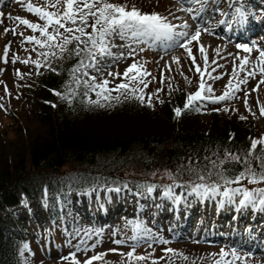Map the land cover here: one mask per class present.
I'll list each match as a JSON object with an SVG mask.
<instances>
[{"label":"rangeland","instance_id":"1","mask_svg":"<svg viewBox=\"0 0 264 264\" xmlns=\"http://www.w3.org/2000/svg\"><path fill=\"white\" fill-rule=\"evenodd\" d=\"M32 2L40 5L44 4V0H32ZM109 2L126 4L129 10L134 5L143 13L156 12L161 16L165 14L167 9V0H109ZM252 2H254V5H259L257 10H251L252 13L255 16L261 13L262 18H264V0H246V3ZM211 5L214 10L218 11L215 14L218 17L230 12L231 15H234L240 7V0H207L204 7L209 9ZM189 7L193 9L191 15L198 14L194 12V5H189ZM221 7L224 8L221 10ZM172 15L170 14L168 17ZM191 15L187 17L186 22L193 27L195 22H199L194 20V15L193 18H190ZM207 15L208 13L202 12L200 18H203L204 26L210 29L212 27L210 24L214 21L209 18L205 22L204 19H207ZM10 16H19L34 23H42L38 17L27 12L18 0H0V21H2L0 22V105H2L0 107V141L2 140L4 143L16 142L18 137L14 128L18 120H21V126L24 129H30L36 124L34 120L29 118L32 117L29 114L31 104L23 97L25 86L34 84L35 77L48 68L50 60H58L70 51L60 53L59 49H54L56 55L49 56L45 61L44 57L37 55V52L47 51V49H39L34 44L24 42V37L33 35L30 29L20 25L17 28V33H23V36L13 35L11 31L5 32V29L16 27V22L9 19ZM171 19L173 20L174 16ZM223 26L227 27L224 21L220 27L224 29ZM87 31L90 32L91 28H88ZM180 31H183V29L176 28V32ZM35 35L39 36V33H35ZM126 37L128 38L123 40L119 37L113 38L115 46L112 47L111 51L114 57L105 56V58L100 59L101 62H98L96 67L81 68L75 73L72 72V69L79 64L81 59L84 60L85 64L91 63V61L85 52H81L80 56H76L71 51L74 62L67 69L68 77L62 85L65 90H61L59 92L61 95H56L55 100L61 99L64 102L61 97L65 96V92H70L69 89L75 92L74 96H78L79 93L81 97L94 99L95 92L85 87L84 81L91 83L90 78L95 77L96 82L108 80L110 82L108 87L115 88L117 84L123 82L124 71L135 62L142 65L150 73V75L144 77L148 82V86L145 88L143 85H139V87L143 89L145 101L149 96L152 97V106L149 107L147 103L141 104L133 98L132 104L137 116L133 119L134 122L131 121V123L134 126L145 128L144 120H150L153 126L148 128L154 131L158 128L162 129L167 123L164 108L160 102L166 98L167 93H179L182 90L181 92L184 94L183 102L185 103L187 94L197 91L201 75L196 71V65H199L205 73L203 78L208 85H211L216 96L223 94L226 90L225 86L230 80L235 86L238 80L245 78V73L239 72L240 60L237 57L242 58L248 54L235 50L237 44H247L242 39L232 40V37H223L232 47L223 48L221 44L217 43V48L214 46L213 49L207 46L206 41L199 44L193 41L190 45L196 58V62L193 64L187 52L178 45L170 49L165 48L164 52L172 51L170 54H158L160 49L151 44V35L138 39L131 38V36ZM201 44L206 51L207 64H205L204 57L199 50ZM223 44L225 45L224 42ZM6 45H10L7 63L2 59ZM70 46H72V49L76 47L75 43ZM34 47L37 48V51H32ZM218 49L222 50L219 55H217ZM170 55L177 56L179 63L174 62V60L170 62L168 59ZM16 56L19 57V60L13 63V58ZM257 56V53H251L252 61H255ZM29 57L33 61L39 60L42 66L37 68L33 63L24 64L21 62ZM234 67L239 73L237 78L233 77ZM248 68L251 70V64L248 65ZM18 72L22 74V78L17 75ZM109 73H119L120 75H109ZM209 74L212 78L209 77ZM215 77L221 78L215 79ZM261 79H264V77L259 73L255 78L249 77L248 82L241 84L240 91L235 92L230 100L218 104L205 101L200 105L201 111L197 112L199 113L196 117L197 122L205 123L212 110L220 109L225 116L246 117L242 120L253 124V138H261L264 131V115H261L260 112L261 106H264V83H260ZM77 80L80 81L79 84ZM258 85V90L253 91V89H257ZM70 94L72 95L71 92ZM245 100H247V107L245 106ZM224 109L228 110L224 111ZM121 120V123L125 121L124 119ZM116 130L124 132L126 129L121 127ZM225 155L223 156L224 159ZM207 157L204 158L207 160ZM213 160L214 155L207 161L212 165L211 161ZM70 169L65 166L60 171L55 172V178L61 176L68 179L57 190L50 191L48 197L39 193L35 197H26L20 192L18 201L9 207L11 217L15 220L21 219L24 224L23 231L25 234L19 264H72L71 259H63L64 257H70L72 253H75L76 260L80 264H84V261L100 253H106V255L101 260L93 261V264H129L127 256L121 254L131 251L133 245H136V255L149 258L139 262L132 261L131 264H152L153 260H157L158 264H214V260L218 259V256H213V254H218L221 249L225 251L235 249L238 255L246 258L245 264H264V252L262 250L251 253V251L241 246V242L245 238H251L253 234L257 233L258 227L260 228L264 221V208L260 206L255 208L251 205L240 206V197L236 198V203L225 201L223 204L228 206L229 211L226 213L227 215L219 216V226L214 228V231L222 232L224 235L219 237L217 241L207 238L200 239V236H189L183 228L190 219L195 221L202 216L207 218L209 215L207 210H204L206 209L204 206L206 199H200L201 197L194 193L189 194L192 185L203 182L197 180L194 184H187L190 182L185 181H190L192 179L191 175H182V170L176 167H158L150 172H143L134 167L128 169L127 172H123L121 177L110 180L106 185L94 183L87 188H77L72 185L77 182V179ZM136 175L141 180L140 186L136 189L128 188L124 178ZM196 179H198V176L194 178V180ZM243 183L249 189L264 188V183L247 184L246 181ZM151 185L156 186L155 191L148 193L147 187ZM176 185L183 186L176 187ZM167 186H172L174 192V196L169 197V199H166L163 195ZM232 186L235 187L236 185ZM116 189H119V191H116ZM177 196L181 197V201H176L175 197ZM49 198L52 199L51 204L55 205L57 203L55 212L51 211V205L48 203ZM215 198L210 199L212 202L209 203V206L215 207ZM106 200L105 205L111 204V208L102 207L100 209L99 202H106ZM217 202L221 203L220 197H217ZM255 209L261 211L260 217L254 216ZM158 210L164 212V215L155 219L152 217V213H156ZM204 212L207 213L203 214ZM181 214L183 216L178 220V216H181ZM214 216L210 215L213 218ZM137 222L142 223L143 226L139 231L135 230V223ZM213 222H207L202 227V231H205V228L208 229V226H215L216 222ZM247 228L248 230H246ZM144 229L148 231L145 232ZM260 233L264 235V229ZM237 234H240V238L237 237ZM133 236H136L137 239L133 240ZM117 240L124 243L117 244L115 243ZM162 240L168 241V243H162ZM260 241L255 239V242ZM25 245H27V248H25ZM263 246L264 242L261 243L262 248ZM169 248L174 249L177 253H182L183 256L187 257V260L181 256L166 253L165 250ZM237 264H241V262L237 261Z\"/></svg>","mask_w":264,"mask_h":264},{"label":"trees","instance_id":"2","mask_svg":"<svg viewBox=\"0 0 264 264\" xmlns=\"http://www.w3.org/2000/svg\"><path fill=\"white\" fill-rule=\"evenodd\" d=\"M71 47L66 56L50 60L34 84H27L23 90V97L31 104L29 118L36 124L24 129L18 120L14 128L16 142L0 141V264H19L24 242V224L11 217L9 207L18 201L20 192L26 197L38 193L48 197L50 191L68 179L54 177L65 166L74 172L77 182L72 185L77 188L94 183L106 185L134 167L143 172L176 167L182 175H191L187 184H194L199 180H194L198 173L227 169L226 175L233 176L242 170L243 166L235 162L226 161L220 169L207 160L214 155L219 162L226 153L244 157L254 135L253 124L225 116L221 111L212 110L203 124L197 122L199 113L195 111L175 117L173 109L183 108L182 90L167 93L162 103L167 123L154 131L148 128L153 126L150 120H144L145 128L131 123L137 116L131 97L121 95L119 102L113 100L111 106L103 108L89 104L79 93L73 96L65 92L68 99L55 100V93L65 90L62 85L68 77L67 69L74 62ZM121 119L125 121L121 123ZM121 127L126 130H116ZM252 165L259 170V161L253 159ZM124 181L128 188L136 189L141 180L136 175ZM212 181L221 182L216 175L202 182ZM49 200L51 211L55 212L57 203Z\"/></svg>","mask_w":264,"mask_h":264},{"label":"snow or ice","instance_id":"3","mask_svg":"<svg viewBox=\"0 0 264 264\" xmlns=\"http://www.w3.org/2000/svg\"><path fill=\"white\" fill-rule=\"evenodd\" d=\"M22 3L24 9L38 17L39 21L42 23H34L26 18H21L19 16L9 17L16 22V27L12 29H5V32L11 31L13 35L19 34L23 36V33H17V28L20 25L25 26L30 29L33 33L31 36L24 37V42L34 44L39 49H47V51H38L37 55L44 57L47 61L49 56H55L56 52L54 49H59L60 53L69 51V46L75 43L76 47L71 49V51L76 55L80 56L81 52H85L87 57L90 59L91 63L85 64L84 60L81 59L79 64L72 69V72H78L81 68L96 67L98 57L103 58L105 56H112V47L115 46L113 39L119 37L123 40L126 36H131L132 38L141 37L144 35H151L159 39L161 36L166 37L168 40L176 39V42L180 48H183L188 56L191 58L193 64L196 62V58L192 53V48L190 45L193 41L199 43V37L201 35V29L197 28L195 33L189 36L187 31L176 32L175 25L169 23L166 17L161 16L159 13H143L134 5L129 10L126 4L111 3L109 0H44V4H34L32 0H18ZM194 2H200V0H194ZM207 3V0H204ZM184 11L191 13L192 8H185ZM203 9H201L202 11ZM240 17H244L245 14L237 9ZM2 22V21H0ZM242 22V21H240ZM181 28H188L187 23L180 25ZM91 28V31H87ZM206 32H210V29H203ZM39 33V36L35 35ZM186 38V39H185ZM183 40V42H181ZM83 45V47H81ZM238 49L243 50L248 55L244 57H237L240 60L239 72L245 73V78L238 80V83L233 86L232 81L225 86L226 90L223 94L216 96L213 92L211 85H208L204 80V72L201 70L199 65H196V71L200 73L201 80L197 91L194 93H189L186 96L183 108L177 107L173 109L175 117H181L185 112H200V105L205 101L213 104H218L222 101L230 100L233 98L235 92L240 91V85L246 84L248 78H255L259 73L264 77V48H260L256 44H237ZM10 45L5 46L4 56L2 57L5 63L8 62V51ZM200 52L204 57L205 64H207V55L204 46L200 45ZM253 50L258 52V56L255 61L251 59V53ZM32 51H37L34 47ZM123 55V54H121ZM131 55V53H129ZM217 55H219V50H217ZM19 60L16 56L13 58V63ZM174 62L179 63L178 57H173ZM24 64L33 63L37 68L41 67V62L39 60L33 61L31 57L21 61ZM251 64V70H249L248 65ZM22 78L21 73H17ZM109 75H117L119 73ZM150 75L144 69L142 65L138 63H132L123 73V82L117 84L115 88H109V81L102 80L96 82L95 77H91V83L89 81H84L85 87L90 91L95 92L96 99H88L89 104L96 105L98 107L111 106L113 100L119 102L120 96L124 95L125 98L131 97L138 100L141 104L147 103L149 107L152 106V97L149 96L147 101L143 95V89L139 85H143L145 88L148 86V82L144 77ZM239 73L236 68L233 69V77L237 78ZM209 77L212 78L209 74ZM75 78V77H74ZM221 77H215V79H220ZM79 84L80 81L77 80ZM260 83H264V79H261ZM253 89V91L258 90ZM72 95L75 92L69 89ZM160 91L159 89L157 90ZM116 92L117 95L112 93ZM56 95H61L59 92ZM156 95V94H153ZM247 95V94H246ZM62 99H68L67 96H62ZM69 102H71L69 100ZM163 103V101H160ZM55 107V105H52ZM245 106L247 107V100H245ZM2 107V105H0ZM228 109H224L227 111ZM214 111H220V109H214ZM250 111V109H249ZM261 115H264V106L260 109ZM241 119H246V117H241ZM259 149V154L257 153ZM260 162L259 170L253 167L252 160ZM226 161L235 162L241 164L242 170L233 176L226 175L227 169H223V165ZM214 168L223 169L216 173L208 171L207 174H199L198 179L200 181L211 180L213 175H216L221 182L212 181V183H196L191 186V194H196L202 198L208 197H222L221 204L225 201L228 203H236V198L240 197V206H249L253 208L260 206L264 208V188H254L249 189L244 185V181L247 184H259L264 183V137L254 139L250 138V146L248 152L244 157L240 155H233L232 153H226L225 159L219 160V162L213 160L211 161ZM193 171H195L193 169ZM171 178V177H170ZM232 185H236L233 187ZM183 185H176V187H182ZM155 185L147 187V192L152 193L155 191ZM223 189V190H222ZM119 191V189H116ZM163 195L165 197H173L174 192L172 186H167ZM178 202L181 197H175ZM142 223H135V230L139 231L142 228ZM147 232V229H144ZM133 240L137 239L136 236L132 237ZM162 243H168V241H161ZM117 244L124 243L123 241H115ZM136 245H133L132 250L128 253L121 255H126L131 264L132 261H144L149 257L139 256L135 253ZM27 248V245H25ZM166 253H172L173 255L181 256L183 259L187 260L186 256L182 253H177L174 249H166ZM106 253H100L96 256L89 258L84 261V264H93V261L101 260ZM151 255V254H150ZM213 256H218V259L214 260V264H237L240 261L241 264H245L246 258L238 255L235 249L231 251H225L221 249L218 254H213ZM229 257H231L229 259ZM63 259H71L72 264H80L76 260L75 253L70 254V257H64ZM152 264H158L157 260H153Z\"/></svg>","mask_w":264,"mask_h":264},{"label":"bare ground","instance_id":"4","mask_svg":"<svg viewBox=\"0 0 264 264\" xmlns=\"http://www.w3.org/2000/svg\"><path fill=\"white\" fill-rule=\"evenodd\" d=\"M208 2H210V1H208ZM189 5H194V8H195V10L197 9H199V11H198V14H195L194 15V20L195 21H198L199 23H196L195 22V25L192 27V26H190L189 24H187L188 25V28H182L183 29V31H187L188 32V34H189V36H191V35H193L194 33H195V31L197 30V28H200L201 29V35H200V37H199V43H202V41H206L207 42V46L208 47H210V48H214V46H215V48H217V46H218V44H221V47H223V48H228L229 46H231V44H229V43H227L225 40H224V38H227V35L229 34V31H227V32H225L223 29H221L220 28V24H219V22H216L215 23V25H212V27L210 28V30L212 31H210V32H206V31H204L203 29H208L206 26H204L205 25V23L203 22V18L201 19L200 18V14L202 13V11H206V12H210V10H212V7L209 9V10H207V9H205V3H204V1H202L201 2V0H200V2H194V0H167V2H166V7H167V9H166V11H165V14L163 15V17H166L167 19H168V21L171 23V24H173V25H175V26H177V28H181V27H179L180 25H183V24H185V23H183V18L186 16V18L187 17H189L190 15H191V13H187L186 11H184L183 9H185V8H188V6ZM218 6V5H217ZM224 7H221V10L223 9ZM201 9H203L202 11H201ZM216 11H214L213 10V13H215ZM262 12V11H261ZM170 14H173L172 16H174V19L172 20L171 19V17H168ZM222 14V13H221ZM204 15V14H203ZM255 15V14H254ZM181 19V20H180ZM215 19V18H214ZM239 19H241V17H239ZM225 22V21H224ZM244 25H246V24H244ZM224 27V26H223ZM246 27V26H245ZM243 29H245L246 30V33H249V32H252V31H254L255 29L254 28H251V27H246V28H243ZM234 33V35H235V37H237V38H244L245 37V35H240L239 33H237V32H233ZM233 33H232V35H233ZM144 36H146V35H144ZM141 37H143V36H141ZM224 37V38H223ZM125 38H128V37H125ZM132 38V37H131ZM138 38H140V37H137L136 39H138ZM113 39V38H112ZM130 40V39H129ZM116 41V40H115ZM150 41H151V44L152 45H156V47L157 48H159L160 49V51H159V53L158 54H163V53H171V52H164L165 51V48L167 49H170V48H172V47H174V46H176V45H178L177 44V42H176V39H173V40H164V41H160L159 39H157V38H155L154 36H151L150 37ZM223 42L225 43V45L223 44ZM198 43V44H199ZM218 43V44H217ZM228 44V45H227ZM232 47V46H231ZM212 48V49H213ZM113 49V48H112ZM111 49V50H112ZM164 49V50H163ZM219 50V52H221L222 50L221 49H218ZM235 50H240L241 52H244L243 50H241V49H235ZM123 51V50H122ZM118 52V51H117ZM213 53V52H212ZM253 53V52H252ZM174 54H175V52H174ZM216 54V53H215ZM244 54V53H243ZM118 56V55H117ZM111 57H114V54L111 56ZM173 57H175V55H173V56H171L170 55V58H168L169 59V61L171 62L172 60H173ZM177 57V56H176ZM103 58H105V57H103ZM100 59H102V58H98V61L99 62H101V60ZM235 66V65H234ZM109 196V195H108ZM166 199H169V197H165ZM185 198V197H184ZM213 197H208V198H205L206 200H205V206H206V209H204V210H207V212L209 213V215H220V217L221 216H223V215H225L226 213H228V211H227V208H226V206L223 204V206H221V208H217V207H213L212 205H210L209 206V203H211L212 201L210 200V199H212ZM94 200V199H93ZM161 200V199H160ZM113 201V200H112ZM181 201V200H180ZM94 202V201H93ZM105 203H107V200H106V202H99V207H100V209H102V207L103 208H111V204H109V205H105ZM86 204V203H85ZM119 204V203H118ZM178 204V203H177ZM182 204V203H181ZM164 205V204H163ZM118 206V205H117ZM121 206V205H120ZM146 208V207H145ZM205 208V207H204ZM147 209V208H146ZM203 210V211H204ZM92 211H93V209H92ZM252 211V210H251ZM104 212H105V210H104ZM168 213V212H167ZM180 213V212H179ZM254 213H255V215L254 216H259L260 214H261V211H259V210H257V209H255L254 210ZM263 214V213H262ZM163 215H164V212H159V210H158V212H156V213H152V217H154L155 219H157V218H160L161 216L163 217ZM227 215V214H226ZM178 216V215H177ZM183 215L181 214V216L179 215L178 216V220H180V218L182 217ZM185 217V216H184ZM260 217V216H259ZM191 220V219H190ZM258 220V219H257ZM156 221V220H155ZM255 221H256V219H255ZM184 223V222H183ZM254 223V222H253ZM182 224V223H181ZM180 224V225H181ZM219 226V221L217 220L216 221V223H215V227H218ZM181 228L183 227V226H180ZM264 229V221L262 222V224H261V226H260V228H258V232H261V230H263ZM216 231V230H215ZM205 234V236H206V238H211V239H215V238H212L211 236H210V234H209V232H205L204 233ZM261 234V233H260ZM182 235V234H181ZM242 243V242H241ZM253 243V242H252ZM259 247V246H258ZM255 252H259V249L257 248V250H254Z\"/></svg>","mask_w":264,"mask_h":264}]
</instances>
